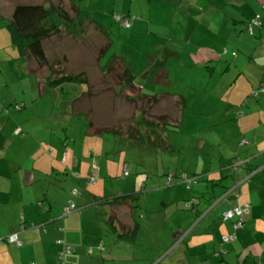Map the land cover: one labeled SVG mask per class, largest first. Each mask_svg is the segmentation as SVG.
I'll return each instance as SVG.
<instances>
[{
  "label": "crops",
  "instance_id": "0c3cea01",
  "mask_svg": "<svg viewBox=\"0 0 264 264\" xmlns=\"http://www.w3.org/2000/svg\"><path fill=\"white\" fill-rule=\"evenodd\" d=\"M191 1L196 9H202L199 0ZM205 6L208 8L206 16L213 15L215 25H211L209 18L208 26H204L209 37L208 42L200 44L207 47L196 49L194 54L196 75L191 74L189 79L185 73L183 80L175 81L171 78V70L163 67V55L159 58L161 67L154 70L153 67L135 69V64H131L136 77L140 74L152 83H177L178 91L156 94L160 96L156 104L164 100L183 104L182 109L178 104L181 111L176 128L191 124L193 131L187 134H191L194 142L192 150L195 154H205L208 161L204 170L199 162L187 170L184 166L176 169L177 174L185 172L192 178L197 177L192 185L177 181L168 186L165 181L161 190L145 194L146 198L158 196L157 206L178 209L174 214L168 212V220L180 219L175 240H179L176 248L183 246L178 250L183 264H237L238 261L240 264H264V23L262 27L256 26L253 32L246 28L258 13L264 16V0H208ZM31 58L13 43L7 24L1 26L0 264H119L121 252L116 250L115 243L108 242L103 231L89 229L94 222L92 216L88 220L85 212L78 213V203L91 206L99 202L97 192L101 184L96 189L88 184L96 182L90 178L96 170L99 169L98 179L103 173L104 161L100 157V167L95 155L99 150L101 155L109 150L105 146L97 148L99 138L92 139L89 134H100L105 129L93 121L87 125L85 118L82 136L74 134L75 138L71 139L65 126L64 137L56 135V105L45 99L55 89L47 87L48 72L45 68L33 67ZM210 62L214 63L213 67H209ZM221 62L227 66L216 77V68ZM203 64L209 67L207 71H202ZM196 76L199 78L193 82L197 87L194 91L191 83ZM201 77L209 78L205 86H200ZM189 81L195 95L194 104L189 102L187 92H181L180 84ZM135 86L134 91L143 96L138 85ZM125 90L135 95L132 89ZM79 99L80 96L76 101L65 100L64 111L58 114L66 126H72L74 121H71V112L74 116L88 112L87 102L79 103ZM201 101H206L204 106ZM18 128H21L20 133H17ZM201 133L203 136L197 138ZM89 142L97 146L86 159L85 149L90 146ZM222 144H225L224 152L219 150ZM176 148L191 149L181 141ZM239 158L246 163L237 172L225 170ZM124 161L122 164L105 163L110 170L115 166L127 176L122 179L121 192L113 197L117 200L108 206L112 207V226L116 221L118 226L128 222L126 225H131L134 233L140 227L134 219V198H142L138 192L140 175L133 177L131 166ZM126 166L130 172L127 175L124 174ZM158 183L160 181H152L151 187L157 188ZM77 185L85 191L80 192ZM74 189L77 195L73 194ZM191 198L197 200V205L185 209V201ZM72 202L75 209L64 215V208ZM239 203L250 204L251 211L246 216L245 226L237 232L238 239L227 244L222 236L233 230L234 220L224 221L222 216ZM149 209L145 207V211ZM118 226L115 225L117 232L121 227ZM11 233L18 234L21 244L8 241ZM99 237L105 239L108 246L100 242ZM218 251L223 254L215 257Z\"/></svg>",
  "mask_w": 264,
  "mask_h": 264
},
{
  "label": "rangeland",
  "instance_id": "374dc122",
  "mask_svg": "<svg viewBox=\"0 0 264 264\" xmlns=\"http://www.w3.org/2000/svg\"><path fill=\"white\" fill-rule=\"evenodd\" d=\"M184 1L154 0L150 3L148 0H80L81 17L89 21H84L80 26L78 20L79 23H75L73 32L63 25L61 33L43 41L46 56L51 64L56 63L60 70L67 73L79 74L84 71L90 80L89 84L80 81L65 82L54 87L55 90L45 98L50 101V104L56 105L55 134L64 137L65 126L66 130L70 132L68 136L71 139L75 138L74 134L82 136L86 127V124L84 125L85 118L87 125L93 121L104 129L119 130L115 132L103 130L100 134H89L92 139L94 136L99 138L97 148L105 146L109 151H105V154L101 155L99 150V153L95 155L100 167L102 163L100 157L104 161L103 173L100 175L101 180L99 181V169L96 170L90 177L94 178L96 182L88 184L94 189L99 183L101 184L98 188L100 191L97 192V201L99 202L91 206L78 203L80 208L78 213L85 212L88 220L91 216L94 218L89 229L98 233L103 231L108 242L115 243L116 250L121 252L119 264H183V257L178 254V250L183 246L180 245L176 248L179 240H175L180 219L168 220V212L174 211L176 207L166 209L161 204L157 206L158 196L153 195L146 198L145 193L161 190V186L166 185L168 174L170 172L174 174L173 172L177 168L184 166V170H187L198 162L201 170L208 166L205 154L199 155L198 152L195 154V151L192 150L194 142H192L191 134H187L193 131L191 124L181 126L179 129L169 122V120L176 121L179 115L174 101L164 100L160 104H153L146 98L136 101L125 95L117 94L115 90L122 88V85L118 84L117 78L118 72H122L119 67L123 68L120 61L116 62V70L113 73L104 72L113 57L123 59L128 65L135 64V69L145 70L148 67L154 69L161 67L158 60L163 55L165 58V62L162 63L165 65L163 67L171 70V78L175 81L183 80L185 73H188L189 79L191 74L196 75L193 72L195 70L194 54L196 49L207 47L200 44L208 42L209 34L204 26H208L209 18L211 25H215L211 18L213 9L210 11L212 16H206L208 8L205 6V2L208 0H199L200 6H202L201 10L196 9L195 3L192 6L191 0H186L188 2L185 3ZM20 4H45L50 9L55 21L65 18L68 22H76L75 19L78 18L77 7L72 3V0H0V27L6 26L7 19L12 18L15 7ZM58 6L62 7V12ZM120 13L136 17L132 26L126 27L117 21L115 16ZM91 20L99 23L102 33L89 24ZM104 46L107 49L100 59ZM23 58L27 61L26 56ZM31 60L33 67L38 66L33 57ZM182 63H184L183 67ZM209 64V67L214 65L211 62ZM226 66L227 64L220 63V67L216 68V77ZM209 67L203 64L202 71H207ZM47 72L49 73V71ZM53 75L59 76L60 72H54ZM198 78L196 76L191 84L197 82ZM208 80L209 78L201 77L200 86H205ZM133 84L134 86L138 85L139 88L136 87L137 85L135 87L142 94L150 96H155L160 92H175L179 88L176 82L172 85H167L163 81L152 83L151 79L140 74L137 75ZM180 86L181 92H187L185 95L189 98V102L194 104L195 95L192 94L190 81L182 83ZM193 87V90L196 91L197 87L195 85ZM78 96L81 99H79V103L87 102L88 112L83 111L82 114L76 116L71 112V121L75 122L73 121L72 126H66L58 114L64 111L62 109H64L65 100L76 101ZM205 102L201 101L202 106ZM64 116L67 118L65 114ZM144 117L149 118L148 120L154 124L149 127L145 125ZM147 130L155 135L149 138ZM136 131L138 132L136 136L141 135L142 138L135 139L130 134ZM200 135L203 136V133L198 134V137L195 136L193 140H196V137L199 138ZM179 141L184 142L186 147H191V149H177L176 145ZM89 145L85 149L86 159L91 156V150L97 146V143L93 145V142H89ZM224 145L219 146L220 151L224 152ZM123 161L131 166L133 177L140 175L138 192L142 198L141 200L134 199L136 202L134 219L140 223V227L134 233L129 227L131 225H126L128 222L120 225L122 228L118 226L117 221L112 226L110 220L112 207L103 204L105 199H111L121 192V184L124 183L122 179L127 177L123 176L122 171H119L117 167L112 166L110 170L106 164H122ZM152 181H160L159 186L152 188ZM162 181L164 184L161 185ZM72 186L74 187L75 184ZM76 188L80 192L85 191L84 187L80 185H77ZM148 188H151L152 191H149ZM145 207L150 209L145 211ZM89 223L91 222L89 221ZM115 225L120 227L119 232L116 231ZM98 240L108 246L105 239L99 237ZM124 252L128 253L126 257Z\"/></svg>",
  "mask_w": 264,
  "mask_h": 264
},
{
  "label": "trees",
  "instance_id": "16d2710c",
  "mask_svg": "<svg viewBox=\"0 0 264 264\" xmlns=\"http://www.w3.org/2000/svg\"><path fill=\"white\" fill-rule=\"evenodd\" d=\"M79 1L80 0H72V3L76 5L77 7V16L78 18L75 19L76 22L70 21L68 22L65 18L59 20H54L51 14L50 9L45 6V4H20L17 5L14 9L12 18H10L7 22V29L11 34L13 43L20 49L21 52L27 53V55L29 57H33L39 68H45L46 71H49L48 76L46 77V85L48 88H54L56 86L62 85L65 82H81L84 84H89L90 80L87 76V73L82 71L79 74H74V73H67L64 72L62 70L59 69V66L56 63L51 64L50 61L48 60L46 53H45V49L43 46V41L46 38H50L56 34L61 33V30L63 28V25H66L67 29H69L71 32H73L75 30V23H79L80 22V26L81 23H83L84 21H89L86 18L81 17V9L79 6ZM150 3L153 2L154 0H148ZM62 7L58 6V9L61 10L62 12ZM120 16V17H118ZM64 17V16H63ZM116 19L117 21H119L122 25L126 26V27H130L132 26L133 22L136 20L135 16H131V15H127L124 13H120V15L116 14ZM79 20V22H78ZM128 20L129 21V25H125L124 21ZM252 20V19H251ZM89 24H92L96 29H98L100 32L102 31L99 23L95 22V21H90ZM248 30V29H247ZM68 31V30H67ZM249 31V30H248ZM102 33V32H101ZM106 46H104L101 50V54H100V59L104 56L105 50H106ZM99 59V61H100ZM120 61L121 64L123 65L122 67H119L120 70H122V72H118V84L122 85V88L120 87V89H114L115 92L119 95H125L127 96L129 99H133L136 101H140L141 99H147L148 102H153V104L159 103V98L160 96H140V92L134 91V84L133 82L136 79V75L134 74L131 65L126 64V62L119 58V57H113L108 66L105 68L104 72H112L116 70V62ZM158 62L161 64V60H158ZM63 69V68H62ZM154 70V68H153ZM54 72H60L59 76H54L53 73ZM130 88L132 89L131 91H133V93H135V95H132L130 92H127L125 90V88ZM133 87V88H131ZM140 91V90H139ZM162 102V101H160ZM181 105V109L184 107L183 104L181 102H179ZM178 102L174 101V106L177 108V110H180V107L178 106L179 104ZM177 104V105H176ZM149 118L144 117V122L145 125L151 126L154 123L150 122L148 120ZM177 120V119H176ZM169 122H171L172 124H174L175 127H177V122L173 121V120H169ZM105 130H110V131H119L118 129H111V128H106ZM21 132V128H18L17 133ZM148 133V137L151 138L152 135H155L153 133H149V130L146 131ZM132 134V136L137 139V137L142 138V136H136L138 134V132L136 131L135 133H130ZM163 141V140H162ZM152 142V141H151ZM241 144H243L241 142ZM236 160H242L241 158L239 159H235L232 164L230 166H228L227 168H225V170H229V171H236L242 167L246 161L243 160V163L235 166V161ZM130 173V172H129ZM174 174H171V172L168 174L167 179L170 175L173 176V182L171 184H168V186L171 185H175L176 181H182L187 183L188 185H192L193 183H190L189 180H185L183 179L184 177L182 176L183 174H185L189 179L192 178L191 176H189L187 173L185 172H181L180 174H177L176 172H173ZM240 179V177L238 178ZM167 184V182H166ZM239 184H237L238 186ZM75 195H77L76 193H73ZM128 198V197H127ZM134 197H131L130 199H133ZM125 199V198H124ZM135 199V198H134ZM117 200V198H113V199H105L103 204H113V202ZM240 204H248V203H240ZM197 205V200L195 198H191L189 200L185 201L184 204V208L185 209H193L194 206ZM76 207V205H75ZM251 211V205L249 204V209L247 212H243V215L241 216L243 219V225L241 227L236 228L235 225L239 220V216L235 215L232 218L226 219V220H230L233 219L234 223H233V230L230 231L227 234H235V238L230 240V241H224L223 240V236H222V240L224 243H232L235 242L238 239V235L237 232L238 230H240L241 228H243L245 226V221H246V216L249 215ZM176 212H179L178 209H175L174 211H172L170 214H174ZM169 214V215H170ZM168 215V216H169ZM223 217V216H222ZM223 220L226 221L223 217ZM180 239V238H179ZM222 251H218L214 254L215 257H219L220 255H222ZM241 262L238 261L237 264H240ZM206 264V263H205Z\"/></svg>",
  "mask_w": 264,
  "mask_h": 264
},
{
  "label": "built area",
  "instance_id": "2783aa9c",
  "mask_svg": "<svg viewBox=\"0 0 264 264\" xmlns=\"http://www.w3.org/2000/svg\"><path fill=\"white\" fill-rule=\"evenodd\" d=\"M118 17H120V16H118ZM263 23H264V16L261 13H258L252 20H250L248 22V25H247L246 28L250 32H253L256 26L262 27L263 26ZM124 24L125 25H129V21L128 20H125L124 21ZM253 94L254 95H257V92H254ZM242 163H243V160H236L234 165L235 166H238V165H240ZM96 167H97L96 164H94V168H96ZM124 174L125 175L129 174L128 166L125 167ZM182 176L184 177L183 179H185L186 181L189 180L190 183L195 182V180L197 179V177L190 178L189 179L185 174H183ZM173 179H174L173 176L170 175L168 177V179H167V185L168 184H171L173 182ZM92 180L95 181L94 178H92ZM73 192L76 193V194H78V192H77L76 189H74ZM74 209H75V203L72 202L70 205H68V206H66L64 208V211H63L64 212V215L69 214ZM248 209H249V204L243 205V204H240L239 203L235 207H233L232 209L226 210L224 212V214H223V217L226 220V219L232 218L235 215L239 216L240 218H239L238 222L235 225V227L238 228V227H241L243 225V219H242L241 216L243 215V212L244 211L247 212ZM234 238H235V234H225V235H223V240L224 241H230V240H232ZM7 239L10 242H13V243H16V244H21V242L19 241V238H18V234L17 233H11L10 235L7 236ZM2 240H4V239H2Z\"/></svg>",
  "mask_w": 264,
  "mask_h": 264
}]
</instances>
